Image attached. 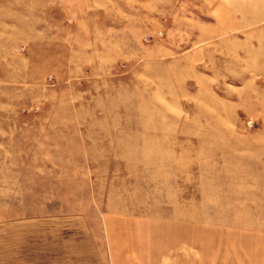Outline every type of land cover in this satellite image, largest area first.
Wrapping results in <instances>:
<instances>
[{
  "label": "rangeland",
  "instance_id": "obj_1",
  "mask_svg": "<svg viewBox=\"0 0 264 264\" xmlns=\"http://www.w3.org/2000/svg\"><path fill=\"white\" fill-rule=\"evenodd\" d=\"M67 184L178 226L167 264L263 251L264 0H0V222Z\"/></svg>",
  "mask_w": 264,
  "mask_h": 264
},
{
  "label": "crops",
  "instance_id": "obj_2",
  "mask_svg": "<svg viewBox=\"0 0 264 264\" xmlns=\"http://www.w3.org/2000/svg\"><path fill=\"white\" fill-rule=\"evenodd\" d=\"M78 186L58 188L69 191L61 199L80 201L87 206L85 211L14 216L0 222V264H167L168 255L181 256L192 250L191 245H171L172 241L166 244V238L176 237L173 229L178 226L102 212L91 185ZM29 189L38 187L30 184ZM45 189L52 190L54 186ZM72 190L84 193L79 196ZM222 249V253L227 251ZM246 249L242 264H264L250 263L249 254L261 248ZM219 264L228 263L225 260Z\"/></svg>",
  "mask_w": 264,
  "mask_h": 264
}]
</instances>
